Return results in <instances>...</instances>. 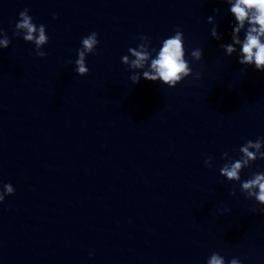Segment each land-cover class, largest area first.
Returning a JSON list of instances; mask_svg holds the SVG:
<instances>
[{"label": "water", "instance_id": "water-1", "mask_svg": "<svg viewBox=\"0 0 264 264\" xmlns=\"http://www.w3.org/2000/svg\"><path fill=\"white\" fill-rule=\"evenodd\" d=\"M24 8L47 26L44 57L13 36ZM226 8L223 0H0L11 39L0 49V182L15 188L0 203V264H206L212 252L264 264V213L219 174L223 152L237 156L264 136V72L224 54ZM211 15L221 40L210 36ZM178 27L189 53L204 52L188 57L193 75L172 88L133 84L121 56L141 35L156 46ZM92 31L100 43L81 76L67 61ZM257 165L264 170L257 160L242 179Z\"/></svg>", "mask_w": 264, "mask_h": 264}, {"label": "clouds", "instance_id": "clouds-1", "mask_svg": "<svg viewBox=\"0 0 264 264\" xmlns=\"http://www.w3.org/2000/svg\"><path fill=\"white\" fill-rule=\"evenodd\" d=\"M223 3L227 5L226 11L232 17L230 41L220 45L224 54L226 56L235 54L242 66L264 72V0H223ZM213 11L219 15L221 10L216 8ZM216 15L208 16L207 22L211 25L210 36L215 40H221L223 34L218 31ZM18 16L13 36L34 44L35 55L46 56L47 53L42 49L49 42L47 26L35 23L28 8L20 11ZM53 18L55 19V14ZM10 43L11 39L7 32L0 28V49L7 48ZM99 43L96 31L82 37L76 59L67 61L69 64L74 63V71L78 75L84 76L90 71L87 57L96 52ZM203 55V49L199 47L188 52L184 32L178 27L172 34L161 39L156 46L147 35H141L139 43L129 47L127 54L121 56V63L130 70L129 80L133 84L139 83L143 78L172 88L193 75L191 60L200 61ZM189 56L191 60L188 59ZM194 77L200 79L201 73L196 72ZM234 151L237 152V156L230 155L227 151L222 153L223 163L219 168V174L227 181L233 182L232 195L236 194L238 185L247 199L254 200L255 204L259 205V208L253 207L252 211L264 213V170H260L261 166L257 165V171H252L247 179L241 177L243 169H250L257 160H264V136L246 140ZM204 165L212 167V157H207ZM14 193L15 188L11 182H0V203L5 201L6 196ZM206 264H243V261L238 256L226 259L219 252H212Z\"/></svg>", "mask_w": 264, "mask_h": 264}]
</instances>
